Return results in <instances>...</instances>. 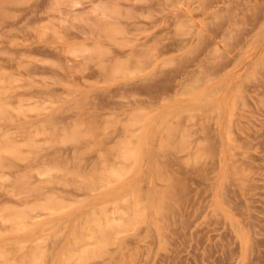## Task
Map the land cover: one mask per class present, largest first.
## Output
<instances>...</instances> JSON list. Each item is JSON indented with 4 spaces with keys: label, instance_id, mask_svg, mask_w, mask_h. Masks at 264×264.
Returning a JSON list of instances; mask_svg holds the SVG:
<instances>
[{
    "label": "rangeland",
    "instance_id": "1",
    "mask_svg": "<svg viewBox=\"0 0 264 264\" xmlns=\"http://www.w3.org/2000/svg\"><path fill=\"white\" fill-rule=\"evenodd\" d=\"M2 2L0 264H264V0Z\"/></svg>",
    "mask_w": 264,
    "mask_h": 264
},
{
    "label": "bare ground",
    "instance_id": "2",
    "mask_svg": "<svg viewBox=\"0 0 264 264\" xmlns=\"http://www.w3.org/2000/svg\"><path fill=\"white\" fill-rule=\"evenodd\" d=\"M2 1H9V2H10V1H12V0H2ZM2 1H1L0 3H3ZM5 3H6V2H5ZM132 155H133V154H132ZM128 156H130V155H128Z\"/></svg>",
    "mask_w": 264,
    "mask_h": 264
}]
</instances>
